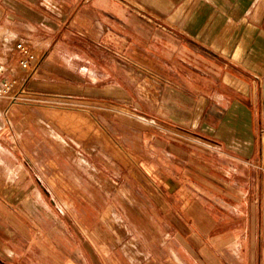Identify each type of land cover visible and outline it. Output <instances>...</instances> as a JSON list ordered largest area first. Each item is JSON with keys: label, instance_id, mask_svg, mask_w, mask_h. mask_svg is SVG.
<instances>
[{"label": "crops", "instance_id": "obj_1", "mask_svg": "<svg viewBox=\"0 0 264 264\" xmlns=\"http://www.w3.org/2000/svg\"><path fill=\"white\" fill-rule=\"evenodd\" d=\"M19 40L44 55L29 80ZM12 82L153 126L120 123L150 158L113 174L82 155L46 171L0 145V264H264V0H0Z\"/></svg>", "mask_w": 264, "mask_h": 264}, {"label": "rangeland", "instance_id": "obj_2", "mask_svg": "<svg viewBox=\"0 0 264 264\" xmlns=\"http://www.w3.org/2000/svg\"><path fill=\"white\" fill-rule=\"evenodd\" d=\"M15 77H20L21 81L26 78L19 72ZM7 88L8 92L0 98V145L13 147L10 153L15 160L29 165L40 164L39 168L47 171L58 168L52 165L54 159L81 158L82 155L99 162L109 160L111 174L122 167L139 168L142 160L149 161V151L143 150L141 135L129 134L126 128L119 126L121 122L127 127L135 125L148 129L153 126L136 113L113 104L91 102L56 91L32 93L19 89V84L14 82ZM81 115L93 118L104 131L100 133L91 129L85 124L88 119ZM156 126L166 129L160 123ZM135 212L131 207L127 214L131 224L139 226L140 215ZM110 236L117 244L116 232L111 230ZM163 236L164 231L155 234L142 230L144 240L161 241ZM128 240L126 238V242ZM151 243V247L157 248L162 256L164 247Z\"/></svg>", "mask_w": 264, "mask_h": 264}, {"label": "built area", "instance_id": "obj_3", "mask_svg": "<svg viewBox=\"0 0 264 264\" xmlns=\"http://www.w3.org/2000/svg\"><path fill=\"white\" fill-rule=\"evenodd\" d=\"M14 60L17 66L26 72V79H31L38 71L43 56L40 57L26 40H19L16 43ZM7 83L0 84V98L8 92Z\"/></svg>", "mask_w": 264, "mask_h": 264}, {"label": "bare ground", "instance_id": "obj_4", "mask_svg": "<svg viewBox=\"0 0 264 264\" xmlns=\"http://www.w3.org/2000/svg\"><path fill=\"white\" fill-rule=\"evenodd\" d=\"M17 98H18V97H17ZM15 102H18V100H17V101H15ZM15 102H14V103H15Z\"/></svg>", "mask_w": 264, "mask_h": 264}]
</instances>
